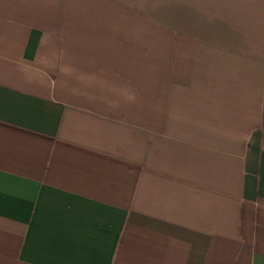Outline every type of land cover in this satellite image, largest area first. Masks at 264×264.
<instances>
[{"label":"crops","instance_id":"obj_1","mask_svg":"<svg viewBox=\"0 0 264 264\" xmlns=\"http://www.w3.org/2000/svg\"><path fill=\"white\" fill-rule=\"evenodd\" d=\"M0 264H264V0H0Z\"/></svg>","mask_w":264,"mask_h":264}]
</instances>
